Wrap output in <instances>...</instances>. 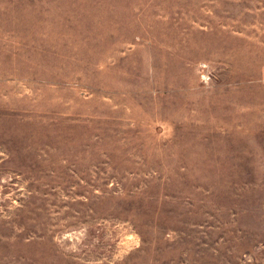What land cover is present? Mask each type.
Listing matches in <instances>:
<instances>
[{"label": "rangeland", "instance_id": "obj_1", "mask_svg": "<svg viewBox=\"0 0 264 264\" xmlns=\"http://www.w3.org/2000/svg\"><path fill=\"white\" fill-rule=\"evenodd\" d=\"M0 264H264V0H0Z\"/></svg>", "mask_w": 264, "mask_h": 264}]
</instances>
